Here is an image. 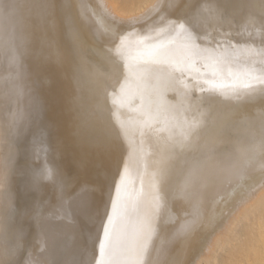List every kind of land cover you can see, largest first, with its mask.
I'll use <instances>...</instances> for the list:
<instances>
[{"label":"snow or ice","instance_id":"1","mask_svg":"<svg viewBox=\"0 0 264 264\" xmlns=\"http://www.w3.org/2000/svg\"><path fill=\"white\" fill-rule=\"evenodd\" d=\"M241 7L235 0H159L151 10L155 18L145 16L118 20L110 15L97 16L85 0H4L0 3V19L5 21V35L0 45L10 65L25 67L31 93L38 94L44 83L62 73L70 85H79L85 74L96 76V65L103 62L117 78L119 92L104 88L94 91L85 105L75 87L66 95L65 107L74 127L104 121L103 139L106 160L93 164V179L80 182L79 176L50 160L51 130L56 119L37 125L39 111L29 114L14 125L13 143L7 137L8 150L0 169V264H195L187 251L176 252L172 241L186 237L199 227L205 211L217 197L226 199L230 188L255 170L264 174V0H258L259 13L245 11L236 19ZM91 13V15H89ZM95 18V19H93ZM27 61L25 64L24 62ZM126 68L127 73L121 71ZM19 72L16 73L19 76ZM130 76L151 82L153 77L167 79L174 95L167 105L156 104L142 110L138 117L139 148L146 143L159 157L160 167L152 173L150 211L138 218L142 236L135 244L130 259H117L113 245L117 221L126 218L130 194L129 161L119 155L127 128L124 122L111 119L108 96L122 102L126 95L120 84ZM259 105L253 121L259 123L249 147L242 153H228L227 162L205 167V161L218 155L215 143L208 142L209 130L221 109ZM135 102L129 107H135ZM108 117H105V111ZM39 127L40 136L36 129ZM224 129L219 136L223 137ZM31 141L44 160L24 185V195L31 196L30 205H21L20 193H14L12 179L18 171L14 157L21 142ZM176 161L175 165H170ZM114 167V171L112 170ZM184 178V191L177 193L179 178ZM47 182L57 194L55 210L65 217L99 218V252L102 259L91 261H58L49 256L42 244L27 243L31 221L37 223L47 211L36 193ZM196 186L193 194L189 187ZM143 181H141V189ZM91 195L84 198L82 193ZM105 196L107 199H105ZM174 199L188 200L190 210L180 205L173 212L171 236L167 239L152 226L161 209L167 210ZM103 207V214L100 208ZM155 236V240L153 237ZM119 255L127 253L121 246Z\"/></svg>","mask_w":264,"mask_h":264},{"label":"bare ground","instance_id":"2","mask_svg":"<svg viewBox=\"0 0 264 264\" xmlns=\"http://www.w3.org/2000/svg\"><path fill=\"white\" fill-rule=\"evenodd\" d=\"M3 2L4 0H2V3ZM85 2L95 9L97 16L110 15L118 20H129L145 16V14H149L151 18H155V13H152L151 10L159 0H85ZM183 2L191 5L195 4L197 0H183ZM235 2L242 6H250L241 7L239 9L236 13L237 20L240 19V16L245 11L259 13L258 0H235ZM130 8L131 10H129ZM89 15H91V13H89ZM0 35L3 37L5 35V21L3 19H0ZM2 41L3 40L0 39V42ZM1 49L2 47H0V51L2 52L3 50ZM24 63L26 64L27 61ZM19 69H21V71H19L21 85L19 86L18 102L24 108L29 102L34 111V115L37 110L39 111V119L36 121L37 125H39L40 122L43 121L42 119L45 118L46 120V117L42 115L43 106L42 102L39 100L40 92L35 94L29 91L30 79L26 75L27 69L25 67ZM9 70L10 72L7 74L9 75L10 73V75L13 76L11 74V69ZM95 71L96 76L94 78H90L85 74L79 85H70L69 81L62 73L54 74L44 83L45 97L49 100L51 104L49 106L51 107L52 112L54 111L53 114L57 121H60L59 124L69 123V126H71L70 131H73V134L77 136L79 135L80 130L83 131L84 126L82 125L79 128L74 127L65 107L66 95L70 87H75L77 89V92L85 105H88L91 102L94 91L101 93L104 88H107L108 92L111 93L115 88L116 92H119L117 78L120 76V71L113 74L110 66H106L102 61L97 63ZM121 71L127 73L128 70L122 67ZM120 84L125 89L126 95L123 96L122 102L117 98L115 106L112 104L113 96L109 95L107 107L113 109L114 115L111 116V119L117 123L124 122L127 128V135L124 139L119 155L129 161L130 181L128 190L130 199L128 201V213L126 218H122L116 223L113 245L117 249V259H130L135 244L142 236L143 226L138 223V218L143 217L151 208L152 190L150 188V182L152 173L160 167L159 157L154 156L151 153V150L146 143L143 145V151L138 147L140 141V136L138 134V112L142 106L146 104L148 105L150 102L167 105L170 102L168 98L172 97L174 93L171 91V86L167 79L162 76L153 77L151 82L140 81L139 79L130 76L128 82H124L121 79ZM5 93L7 92L5 91ZM8 96L10 97V94ZM12 98L13 97L11 96V99ZM7 99L6 101H8ZM13 100L10 101L9 99L10 102ZM15 102L13 101V104L11 105H15ZM133 102H135L136 106L134 108L129 107ZM259 107L260 106L257 104L244 105L241 108H234L231 110L221 109L218 116L214 115V122L209 130L208 142L215 143L218 155L215 159L206 160L205 167L211 168L218 164L226 163L228 153L239 154L249 147L252 135L255 133L258 136L259 134V123L252 119L257 116ZM9 110V114H12L11 108ZM25 112L26 108L22 110V116H25ZM50 113L51 112H49V114ZM57 113L59 115H56ZM16 114L17 113H15V115ZM108 115L109 114L106 110L105 117L107 118ZM242 115L246 116L243 118ZM42 116L44 118H42ZM50 116L51 115H49V118L51 119ZM10 117L12 116L10 115ZM14 117L13 119H15ZM91 123V121L84 123L87 127V135L86 140L83 139V151L81 155H72L69 151L67 152L66 150L61 149H58V151L60 150L61 152H58L56 149L54 155L57 164L69 169L75 174L78 171L74 170L77 167L75 162H79V166L82 167L79 169L81 170L80 173L85 175H83L85 178L80 180L81 183L93 179L94 163L100 160H106L103 144L105 135L104 125L102 131L99 133L89 126ZM37 128V137H39L40 130L39 127ZM221 129H224L223 137L219 136ZM55 130L52 131L53 141L54 137L57 135ZM84 131H86V129ZM84 131L83 133H85ZM10 132H12L11 129ZM77 136L74 137L76 138ZM78 139L80 138L78 137ZM57 141H59V139L56 140V143L54 141L55 146L60 144ZM27 149L28 154L26 153L27 156L18 163V171L12 179L14 193L17 191L20 193L19 202L21 205H30L32 203L31 196L24 195V185L31 179L32 171L41 165L44 160L43 154H41L39 158L34 155V151H39L38 146L34 149L32 143H30L28 144ZM65 163H67V165H65ZM176 163V161H171L170 165H175ZM112 170L114 171V167ZM83 176L81 175L82 178ZM141 181H143L142 189ZM176 190L177 193L185 190L183 177L179 178L177 181ZM188 191L195 194L196 186L194 183L189 187ZM90 195L91 193L88 191L82 193L84 198H88ZM36 198L45 202L47 211L38 223L35 220L31 221V226L27 230V243L29 246L35 245L36 250L39 251L43 244L46 247L49 256L58 261H91L93 258L96 260L102 259L98 243V235H100V221L98 217L89 220L83 216H76L75 218L72 216L65 217L61 213L56 212L55 205L58 203L57 194L47 182H45L41 186L40 191L36 193ZM145 198L148 199V207L146 206V201H143ZM105 199H107L106 196ZM217 201L218 202L210 203L207 206L204 219L194 232L186 237H179L172 241V246L176 252L186 250L189 259L197 257L195 264H201L203 260L208 261L212 259L218 244L220 242L224 243L226 240L230 239L232 234L236 231L240 220L251 212L258 210L263 204L264 174H262L260 170H255L251 175L238 180L230 188L229 195L226 199L220 200V198L217 197ZM142 202H144V204ZM180 205H183L184 209L190 210L191 208V204L188 200L174 199L169 203L167 210L161 206V209L152 221V226L157 232H160V230L163 229L162 235L165 239L171 236V230L173 228V224L170 222V216L173 212L177 211H181L182 214ZM3 206L4 205H2L1 210L3 209ZM139 206H141L140 210L144 209L143 212H140V210L137 209ZM102 211L103 207L101 206L100 213ZM263 235L264 228L263 232L260 233V236ZM153 239H156L155 236ZM121 246L124 247L127 253L126 257H121L119 255ZM254 252L256 256V250ZM259 254L260 256H258V259L262 260L264 254L262 255L261 251H259Z\"/></svg>","mask_w":264,"mask_h":264},{"label":"rangeland","instance_id":"3","mask_svg":"<svg viewBox=\"0 0 264 264\" xmlns=\"http://www.w3.org/2000/svg\"><path fill=\"white\" fill-rule=\"evenodd\" d=\"M130 1H135V0H130ZM0 3H2V0H0ZM129 10H131V8ZM1 36L2 35H0V39L3 40V36L2 37ZM1 43H3V41L0 42V44ZM1 53L3 54V51L2 52L0 51V162H1L0 163V169H2L3 160H4V157H5L6 152L8 150L7 145L4 143L5 138L7 137V139H9L13 143H15L16 137L13 134L14 133V130H13L14 125L18 126L20 123H22L23 119H21V118H27L29 116V114L34 115V111L28 102L27 106L25 107L26 108V112H25L26 114H25V116H22V114H21L22 110H24L25 108L23 106H21L20 103L18 102L19 86L21 85V83H20L19 76L16 75L17 72L21 71V69L17 68L15 65L9 64L10 65L9 66L7 60L4 58V56ZM9 69H11V74L13 76H11L10 73H9L10 76L7 74L8 72H10ZM12 70H13V72H12ZM5 83L7 84V86L8 85L10 86V87L8 86L10 88V90L6 86ZM9 83H11V84H9ZM5 91L7 93H5ZM9 94H10V97L8 96ZM11 96L13 97L12 99H11ZM15 96H16V98H15ZM42 96H43V98H42ZM5 98L8 101H6ZM9 99H10V101L14 99L13 100L14 102L16 100V102L14 103L15 105H11V104H13L12 103L13 101L10 102ZM39 100L42 102L43 107L42 106L41 107L44 109V110L42 109V111H43L42 115H44V117H46V120H45V118L42 116V118H44L42 120L45 123H47V121L50 122L51 120L56 119V117L53 114L54 111L52 112V109L49 106L51 104H50L49 100L45 97L44 86H43V90L40 91ZM7 102H8L9 106L7 105ZM156 104H157V102H150V103H148V105L146 104V105L142 106L141 109L139 110L138 114H140V112L142 110H146L149 106L155 107ZM10 108H11L12 114H9ZM27 111H28V113H27ZM13 112H14V114H13ZM49 112H51V113L49 114ZM15 113H17V114L15 115ZM8 114H9V116H8ZM10 115L12 117H10ZM13 115L16 117H14ZM49 115H51L50 116L51 119L49 118ZM56 115H59V114L57 113ZM244 116H246V115H242L243 118H244ZM9 117H10V119H9ZM13 117L15 119H13ZM59 122L60 121H58L57 129L53 128L51 130V137H50L51 149L49 151V157L48 158L50 160L55 161L54 155L56 153V149H57V151H58V149L66 150L67 152L69 151L70 154H72V155L73 154L81 155V153L83 151V148H82L83 145L82 144H83V141L86 140L87 127L83 124V126H84L83 131L85 129H86V131H84L85 133H83V131L80 130V132L82 134L79 132V135L77 136V135L73 134V131L72 132L70 131L71 126H69L70 125L69 123L59 124ZM103 125H104V121H95V122H92L89 126L92 127L93 130L100 133L102 131ZM68 128H69V130H68ZM10 129L12 132H10ZM54 130L56 131L55 133L57 134L55 136L56 138L54 137V141L56 143V140L59 139V141H57V142L60 143L59 145H61V146L56 145L57 146L56 147L54 145V141L52 139V131H54ZM37 131H38V128L36 129V132ZM37 134H38V132H37ZM74 136H77V137L75 138ZM78 137L80 139H78ZM60 138H61L62 142H61ZM30 143H31V141L20 143V146L18 149V154L14 157V161H13V163L15 165H18V163L21 162V160L27 156V154H28L27 148H28V144H30ZM75 164L77 165V167L74 170L75 171L78 170L76 172V175H78V176L80 175L79 176L80 180L84 179L85 175L80 173L81 170H79L82 167L79 166V162H75ZM65 165H67V163H65ZM73 174H75V173H73ZM81 175L82 176L84 175L83 178L81 177ZM147 200L148 199L145 198V200H143V201L144 202L146 201L145 203H146V206L148 207L149 202ZM144 202H142V203L144 204ZM2 205H3V202L0 201V211H1L0 216H1V213L3 215V211H4V206H3V209L1 210ZM140 208H141V206L137 207L138 210H140ZM141 211L143 212L144 209L140 210V212ZM101 214H103V211L101 212ZM263 228H264V202L259 207L258 210H256L255 212H251L246 217H244L240 220V223L238 224L236 231L232 234V236L230 237L229 240H226L224 243L220 242L218 244V247H217L212 259H210L208 261L203 260L201 262V264L202 263L203 264H264V258L262 260L258 259V256H260L259 251H261L262 255L264 254V235L260 236V233L263 232ZM255 250H256V256H255V252H254Z\"/></svg>","mask_w":264,"mask_h":264}]
</instances>
